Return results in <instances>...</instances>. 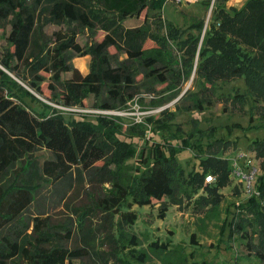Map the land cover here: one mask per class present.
<instances>
[{
	"label": "trees",
	"instance_id": "16d2710c",
	"mask_svg": "<svg viewBox=\"0 0 264 264\" xmlns=\"http://www.w3.org/2000/svg\"><path fill=\"white\" fill-rule=\"evenodd\" d=\"M166 1L0 0V28L5 20L11 24L3 65L16 72L17 64L13 66L11 62L16 60L24 64L28 75L22 78L40 94H43L42 84L49 79V99L57 100L58 97V101L65 104L94 94L103 106L110 107L115 103L124 104L140 92L141 87L154 90L156 85H162V91H172L170 96L173 97V90L177 88L175 80H187L192 74L199 36L188 31L182 38L183 32L162 17ZM220 1L222 3L212 6L197 53L195 78L204 87L217 81L242 79L246 92L235 93L231 101L242 105L250 98L254 104L264 103V0H245L239 8L226 7V0ZM206 4L209 6L210 2ZM143 12L140 25L125 26L126 19L138 18ZM44 25H57L60 29L44 40L41 32ZM202 26L203 21H196L189 30L199 31ZM83 29L91 31L93 36L104 32L102 40L96 41L93 47L100 59V68L87 73L72 62V53L86 55L90 52V48L78 41ZM148 41L153 45L145 47ZM110 47L117 52L112 53ZM173 47L183 51L184 62L180 68L172 63L175 57L169 53ZM120 54H124V59L119 58ZM66 72L72 75L63 79ZM16 84V80L0 68V264H129L131 259L135 264H146L153 256L160 258L163 264H194L177 256L173 261L169 240L154 239L144 246L141 236L131 229L139 218L131 205L148 206L153 200L163 201L158 213L159 218H163L169 204H180L183 198L189 200L197 194L191 199L193 207L208 215L221 203V189L230 179L229 162L218 154L233 146L234 141L212 139L210 134L205 144L195 141L196 149L201 152L198 169L185 174L176 156L193 146L189 138L195 133L190 132L178 146L144 140L146 145L142 148L147 147V151L142 149L137 156L144 168L136 169L139 183L129 193L126 185L129 177L116 169L113 171L108 162L111 147L124 157V163L133 156V143L118 137L120 127L99 119L95 127L89 129L80 126L77 119L67 120L64 115L37 111L15 90L13 85ZM60 84L65 88L62 92ZM188 92L187 89L184 96L188 95L195 107L202 110V100ZM252 120L250 117L249 122ZM155 122H162V118ZM234 126L241 127L234 124L227 128L230 130ZM195 130L199 136L206 129ZM42 148L52 152L53 158L43 164L29 160L27 170L24 166L16 170L19 163ZM248 148L260 159L262 172L256 181L260 195L244 197L240 206L232 202V210L230 206L226 209L227 227L223 222L221 233L228 238L238 234L247 240L246 246L254 256L264 261V205L261 203L264 198V138H254ZM99 161L103 163L98 165ZM73 167L79 174L82 169L95 170L100 181L111 182L114 191L103 200V207L114 208L112 215H117L119 222L125 223L130 230H119L102 239L96 229L82 221L75 231L68 224L62 227L49 224L47 218L36 217L30 231L24 215L35 200L38 182L44 178H61ZM20 173L23 178L16 186L14 183ZM207 173L215 179L205 184ZM233 188L239 189L236 184ZM129 194L132 200L128 204L125 200ZM241 209L251 216L243 214ZM247 226L258 227V231L251 232H257V242L253 241ZM115 238L122 242L120 250L109 253L105 247ZM70 241L75 242L73 246L68 245Z\"/></svg>",
	"mask_w": 264,
	"mask_h": 264
},
{
	"label": "rangeland",
	"instance_id": "374dc122",
	"mask_svg": "<svg viewBox=\"0 0 264 264\" xmlns=\"http://www.w3.org/2000/svg\"><path fill=\"white\" fill-rule=\"evenodd\" d=\"M207 2L210 5L207 6ZM245 0H226V7L239 8ZM214 3H222L220 0H167L162 9V17L170 22L183 32L182 38L186 37V33L191 31L194 35L199 36L197 44V53L201 46L205 30L211 16V10ZM144 12L138 18H128L125 21L126 27L138 26L143 20ZM203 21L202 28L189 30V26L196 21ZM63 28V27H61ZM60 29L57 25H44L41 28L45 39L50 36L55 30ZM11 31V24L8 20L3 22L0 28V68L5 70L8 75L16 80L17 84L13 85L15 90H18L20 95L25 98L33 109L44 111L51 115H64L67 120H78V124L82 127L93 129L95 123L99 119L110 121L114 126L120 127L118 137L125 141L133 143V156L126 160L117 153L114 148L108 149L109 167L123 176L129 177L127 187L129 193L133 187H137L139 180L137 178V168L142 170L143 164L139 162L137 157L142 149L144 140L168 144L169 142L175 145H180L190 132L195 133L189 141L193 146L187 147L177 154V160L183 167L185 174L198 169V163L201 152L198 151L197 141L202 144L207 142L206 136L210 134L213 138L231 139L234 145H230L227 149L221 151L218 155L228 156L244 151L252 155V160L256 164L257 176L261 174L260 159L255 156L254 151L248 148L249 143L254 138H264V103L263 101L252 102L247 98L244 104L233 103L231 97L235 93H244L245 85L242 79L232 80L230 82L217 81L213 84H206L205 87L199 80L195 78V65L197 64V53L193 59V70L191 76L186 80H175L177 88L172 91L161 89L162 85H156L154 90H147L145 87L140 88L134 97L129 98L124 104L115 103L114 106L105 107L101 100L94 94L85 96L82 100L77 99L71 104H65L57 100L49 99L51 91L48 88L49 79L43 84V94L34 90L29 83L22 78L28 75L27 67L13 60L11 63L16 66L17 71H11L3 65L6 50L9 47L8 36ZM165 32V28L162 29ZM174 37L176 35H173ZM104 32H97L93 36L91 31L83 29L78 41L90 48V52L86 55L72 53V62L83 73L100 68V59L94 52L93 47L96 41L102 40ZM172 42V38H170ZM51 44H54L51 42ZM153 43L148 41L145 47L152 46ZM13 48V47H12ZM112 53H116L114 47H110ZM183 51L173 47L170 55L175 57L173 65L176 67L183 66L181 54ZM124 54H120L119 58L124 59ZM47 77L49 73H44ZM71 72L63 73V79L71 77ZM185 78V77H184ZM140 81H138V84ZM141 85V84H139ZM59 91H64V86L60 84ZM207 87V88H206ZM188 89L190 93L198 95L202 100L204 108L198 110L192 100L185 97V91ZM29 92V93H28ZM188 92V93H189ZM170 96V97H169ZM227 97V98H225ZM208 101V103H206ZM85 108L88 111H77L76 109ZM72 109V111H70ZM107 112L101 113L100 110ZM166 111H169L165 114ZM252 117V122L249 118ZM162 118V122H155V119ZM158 123L161 126H158ZM240 125L241 127L227 128L229 125ZM165 125V126H164ZM214 127V128H213ZM195 129H206L197 136ZM215 131V132H214ZM203 136V137H200ZM198 139V140H195ZM196 141V142H195ZM163 144V145H164ZM146 153V152H145ZM52 152L42 148L37 149L29 159L23 160L15 168L19 170L23 167L27 170L29 160H36L43 164L45 160L52 159ZM99 161L97 164H102ZM19 167V169H18ZM121 167L124 169L119 170ZM119 168V169H117ZM25 170V171H26ZM123 170V171H122ZM24 174V173H23ZM95 170L82 169L79 174L76 167L69 169L68 174L58 179L44 178L39 181V186L34 190L35 200L27 209L24 220L30 224V231L34 228V218H47L49 224L60 225L65 227L70 225L73 230L77 231L79 221L90 225L96 229L100 238L106 237L109 234L114 235L117 231L130 230V227L123 222H119L117 215H112L113 209L103 207V200L111 196L114 191L111 182H102L95 176ZM19 175L14 183L16 186L20 183ZM230 178V177H229ZM237 181L229 179L227 186L221 189L222 200L219 206L211 211L208 215L204 214V210L193 207V197L188 199L183 198L180 204H169L168 210L163 218H159V207L163 201L153 200L151 205L137 206L131 205L132 209L137 210L138 220L131 227L133 231L138 233L145 246L150 240L158 239L159 241H170L172 248V260H176V256L182 258L188 263L194 264H264V261H259L247 246V240L242 239L238 234H234L233 238H228L221 233V226L227 227L226 209L231 207L232 202L240 206L242 200L246 196L239 185V189L234 190L233 185ZM238 191V192H236ZM131 194L126 197L125 202L131 203ZM164 201H168L164 198ZM169 203V202H167ZM237 205V206H238ZM236 211V209H235ZM243 214L248 211L240 210ZM241 212V214H242ZM249 233L258 231V227L247 226ZM257 233V232H256ZM256 233L251 234L253 241L257 242ZM75 242H69L68 245L73 246ZM122 242L118 238L112 239L111 244L105 247L109 253L111 251H119ZM129 264H135L131 259ZM146 264H163L160 258L152 257Z\"/></svg>",
	"mask_w": 264,
	"mask_h": 264
},
{
	"label": "built area",
	"instance_id": "2783aa9c",
	"mask_svg": "<svg viewBox=\"0 0 264 264\" xmlns=\"http://www.w3.org/2000/svg\"><path fill=\"white\" fill-rule=\"evenodd\" d=\"M189 1L194 2L196 0ZM76 110L83 112L88 111L85 108ZM70 111H72V109ZM99 112L104 113L107 111L102 109ZM251 157V154L244 151H238L237 153L231 154L230 157H227L230 167L229 177L237 181L236 185H239L241 187L246 195L245 197H249L251 195H260L259 190L256 188V164L255 162H253ZM214 179L215 177L212 174L207 173L204 176V183H211L214 181ZM261 203L264 205V198L261 199Z\"/></svg>",
	"mask_w": 264,
	"mask_h": 264
},
{
	"label": "crops",
	"instance_id": "0c3cea01",
	"mask_svg": "<svg viewBox=\"0 0 264 264\" xmlns=\"http://www.w3.org/2000/svg\"><path fill=\"white\" fill-rule=\"evenodd\" d=\"M221 157L228 159V158H227L228 156H222V155H221Z\"/></svg>",
	"mask_w": 264,
	"mask_h": 264
}]
</instances>
